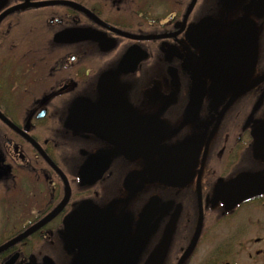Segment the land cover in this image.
Returning a JSON list of instances; mask_svg holds the SVG:
<instances>
[{
  "label": "flooded vegetation",
  "instance_id": "1",
  "mask_svg": "<svg viewBox=\"0 0 264 264\" xmlns=\"http://www.w3.org/2000/svg\"><path fill=\"white\" fill-rule=\"evenodd\" d=\"M250 180L264 0H0V264H243Z\"/></svg>",
  "mask_w": 264,
  "mask_h": 264
},
{
  "label": "rangeland",
  "instance_id": "2",
  "mask_svg": "<svg viewBox=\"0 0 264 264\" xmlns=\"http://www.w3.org/2000/svg\"><path fill=\"white\" fill-rule=\"evenodd\" d=\"M243 222L242 223H238V225H236V228L239 227H243ZM250 232H254V231H250ZM251 234V233H250ZM247 235V238H243L244 239V247H242L240 244V242L238 243V241L236 242V251H232L231 256L226 257L224 260H233V261H237L239 263H243V264H264V252H262V255L260 256H256V258L254 259H249L248 258V254H256V248H254L256 245H254V238L256 236H254V234L252 233V235ZM227 238V236H226ZM228 241V240H227ZM262 247V245H259ZM234 247V246H233Z\"/></svg>",
  "mask_w": 264,
  "mask_h": 264
},
{
  "label": "water",
  "instance_id": "3",
  "mask_svg": "<svg viewBox=\"0 0 264 264\" xmlns=\"http://www.w3.org/2000/svg\"><path fill=\"white\" fill-rule=\"evenodd\" d=\"M246 181H249V180H246ZM243 182L244 180L241 181V183ZM245 183L246 184L243 187L244 190L247 192L245 196L253 194L254 192L260 190L264 186V183L259 182V181H254V180H250V183L249 182H245Z\"/></svg>",
  "mask_w": 264,
  "mask_h": 264
}]
</instances>
